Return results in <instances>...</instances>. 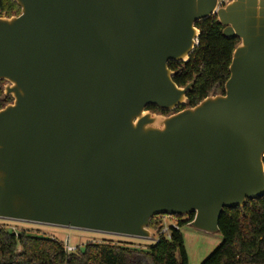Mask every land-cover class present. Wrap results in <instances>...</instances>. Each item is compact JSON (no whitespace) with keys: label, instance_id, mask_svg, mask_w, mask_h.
I'll list each match as a JSON object with an SVG mask.
<instances>
[{"label":"water","instance_id":"obj_1","mask_svg":"<svg viewBox=\"0 0 264 264\" xmlns=\"http://www.w3.org/2000/svg\"><path fill=\"white\" fill-rule=\"evenodd\" d=\"M0 16V218L151 239L219 233L264 196V0H15ZM217 17L239 39L224 93L187 104L172 61ZM69 240L65 244L66 252Z\"/></svg>","mask_w":264,"mask_h":264},{"label":"trees","instance_id":"obj_2","mask_svg":"<svg viewBox=\"0 0 264 264\" xmlns=\"http://www.w3.org/2000/svg\"><path fill=\"white\" fill-rule=\"evenodd\" d=\"M15 0H0V16L19 14ZM201 31L199 44L188 62L175 71L173 80L179 86L195 78L187 95V104L173 111H161L150 106L153 112L172 113L194 106L211 93H224V84L230 76L232 53L239 39L224 37L217 17L197 23ZM3 80H0V109L8 100L3 98ZM177 225L170 227L169 237L161 233L165 216L151 219L150 229L158 232V240L148 247L128 243L88 242L84 249L76 247L66 252L65 242L54 237L33 234L28 230L19 233L0 226V264H189L181 228L189 224L194 214L174 215ZM177 227V228H176ZM223 242L201 264H264V196L249 200L245 206L226 209L219 223Z\"/></svg>","mask_w":264,"mask_h":264},{"label":"rangeland","instance_id":"obj_3","mask_svg":"<svg viewBox=\"0 0 264 264\" xmlns=\"http://www.w3.org/2000/svg\"><path fill=\"white\" fill-rule=\"evenodd\" d=\"M165 217L164 228L177 225L176 217H169L166 215ZM183 220H188V216H183ZM0 226L14 230L17 233L24 229L33 234L54 237L65 242V244L67 240H69V244L72 247L71 250H74L76 247L84 249L85 244L92 241L113 242L115 244L131 243L139 247H148L153 245L158 240L159 236L158 232L153 230V237L151 239H146L4 218H0ZM181 231L185 240L189 264H201L223 242V236L221 233L211 234L202 232L195 229L190 224L184 225L181 228ZM165 234L168 235L169 231H166Z\"/></svg>","mask_w":264,"mask_h":264},{"label":"flooded vegetation","instance_id":"obj_4","mask_svg":"<svg viewBox=\"0 0 264 264\" xmlns=\"http://www.w3.org/2000/svg\"><path fill=\"white\" fill-rule=\"evenodd\" d=\"M183 65V63H179V62H175V61H172V62H170L169 63V66H172V67H175V68H180L181 66ZM195 81V78H193L192 80H190V81H188L186 84H188L189 82H191V81ZM185 84V85H186ZM4 85H5V81H4V83H3V87H4ZM219 92H220V90H219ZM5 97V99H9V98H11V101L10 100H8L7 102H6V104L7 103H9V102H12L13 101V98L11 97V96H5L4 94H3V98Z\"/></svg>","mask_w":264,"mask_h":264},{"label":"built area","instance_id":"obj_5","mask_svg":"<svg viewBox=\"0 0 264 264\" xmlns=\"http://www.w3.org/2000/svg\"><path fill=\"white\" fill-rule=\"evenodd\" d=\"M230 0H218V4H219V6H223V5H225L226 3H228ZM197 41V44H199V40L197 39L196 40ZM198 46V45H197ZM170 217V216H169ZM166 218V217H165ZM177 228V227H176ZM170 230V227H168V228H163V230H162V232L161 233H164L165 234V232L166 231H169ZM167 235V234H166ZM169 235H170V231H169V234L167 235L168 237H169ZM67 249H68V252H70V251H73V250H71L72 249V247L70 246V244H69V246L67 247Z\"/></svg>","mask_w":264,"mask_h":264}]
</instances>
